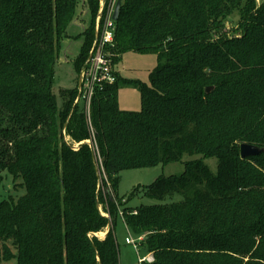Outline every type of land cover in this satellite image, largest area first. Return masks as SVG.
Here are the masks:
<instances>
[{
	"label": "trees",
	"instance_id": "trees-1",
	"mask_svg": "<svg viewBox=\"0 0 264 264\" xmlns=\"http://www.w3.org/2000/svg\"><path fill=\"white\" fill-rule=\"evenodd\" d=\"M86 2L76 73L96 39L100 0ZM78 3L0 0V171L23 190L0 202V264H120V212L153 264H264V153L239 154L242 143L264 148V0H121L113 66L127 51L159 63L148 84L131 83L139 112L119 109L116 73L93 95L89 120L76 87L52 91ZM236 16L241 35L229 38L224 24ZM197 155L181 175L142 187L157 204L124 208L139 188L116 199L121 171ZM109 221L104 238L91 235Z\"/></svg>",
	"mask_w": 264,
	"mask_h": 264
},
{
	"label": "rangeland",
	"instance_id": "rangeland-1",
	"mask_svg": "<svg viewBox=\"0 0 264 264\" xmlns=\"http://www.w3.org/2000/svg\"><path fill=\"white\" fill-rule=\"evenodd\" d=\"M114 0L113 3H115ZM263 0H255L257 6ZM86 0H79L75 20L79 27H87L89 25V16L87 14ZM110 10V6L108 7ZM107 9V10H108ZM98 14V13H97ZM237 14V13H235ZM234 14V15H235ZM97 16V15H96ZM96 20V17H95ZM94 20V24H95ZM238 19L232 17L227 19L224 24L223 32L229 37H236L241 35V29L237 26ZM77 25L71 24L67 30L68 38H65L61 42V54H60V63L55 68V73L53 77V93L57 96L59 95L60 90L73 89L76 86V71L73 66V58L77 53V47L79 46L80 39L74 40L73 38L78 35L79 27ZM75 42V52L71 54L70 46L73 47ZM75 54V55H74ZM159 61L156 54H139L132 51H127L121 55V57L116 61L114 65L115 72L117 71L121 81L118 83L117 91V101L118 107L122 111L126 112H139L141 110V96L134 86L131 85L133 82H140L148 84L150 73L157 67ZM60 103V100L58 101ZM84 105V102H79ZM87 113V120H89V108L85 110ZM92 129L90 132L92 134ZM66 140H70L69 137H66ZM90 144V140L88 141ZM75 146H79L78 143H74ZM201 159L200 156H183L179 161H171L166 164H158L153 167L143 168V169H128L123 170L118 175V187L116 199L123 198L128 199L129 194L135 189L139 188V194L130 199L125 205L124 208H127L128 211L136 210L137 207L143 205H152L157 204L155 200L148 199L142 195V187L148 186L155 181L158 177H168L171 175L179 176L184 172V163L190 160ZM203 162L208 166L212 173L217 171V162L215 159L207 158L203 159ZM100 165V163H99ZM23 193L22 188L20 187V181H13L12 177L8 175L5 171H0V202L8 199L14 198L17 199ZM178 197H174L171 200L166 202L178 201ZM124 202V200H123ZM100 209L103 211L104 204H100ZM132 208V209H130ZM130 209V210H129ZM115 230H116V240L120 247L121 253V263L122 264H137L138 257L146 255L144 248L139 247V251L136 252L132 246L125 244V238L130 237L134 239L139 245L142 243L138 241V237L130 232L124 225L123 219L121 216H118L115 221ZM106 228L99 232L96 235L99 239L103 238ZM9 264H15L14 261Z\"/></svg>",
	"mask_w": 264,
	"mask_h": 264
},
{
	"label": "built area",
	"instance_id": "built-area-1",
	"mask_svg": "<svg viewBox=\"0 0 264 264\" xmlns=\"http://www.w3.org/2000/svg\"><path fill=\"white\" fill-rule=\"evenodd\" d=\"M114 3L104 15V0L100 2V8L96 16L94 30L97 39L94 41L88 58L79 71L77 92L80 95L78 102H84L86 108L90 106L91 99L96 91L101 90L105 85H113L116 82V72L112 64L115 55L107 50L113 48V35L115 22L111 19ZM77 100V98H76ZM76 102V101H75ZM121 216L122 213L120 212ZM142 237H139L140 242ZM125 243L131 245L138 252L139 244L132 238H125ZM152 253L138 257L137 264H153Z\"/></svg>",
	"mask_w": 264,
	"mask_h": 264
},
{
	"label": "water",
	"instance_id": "water-1",
	"mask_svg": "<svg viewBox=\"0 0 264 264\" xmlns=\"http://www.w3.org/2000/svg\"><path fill=\"white\" fill-rule=\"evenodd\" d=\"M120 7H121V0H116L115 6H114V9H113V12H112V16H111V19L114 22H116L118 20ZM95 38L97 39V35H95ZM212 90H213V87H207L205 89V92H206V94H209ZM79 97H80V95L78 94L75 104L78 103ZM72 148L76 149L77 146H72ZM262 153H264V148L263 147H257L255 145H251V144H247V143H242L239 146V154H240L241 159H246V158H249V157L259 156ZM93 158H94V162H95V166H96V171H97V174L99 176V170H98L99 168H98V165L96 164L97 158H96L94 152H93ZM96 208L98 209V211L101 212L100 206H99V204L97 202H96ZM106 229H107V231H106L105 235L103 236V238L106 236L108 231L111 229V222L110 221L108 222V225H107ZM91 235L92 236H96L95 234H91Z\"/></svg>",
	"mask_w": 264,
	"mask_h": 264
},
{
	"label": "crops",
	"instance_id": "crops-1",
	"mask_svg": "<svg viewBox=\"0 0 264 264\" xmlns=\"http://www.w3.org/2000/svg\"><path fill=\"white\" fill-rule=\"evenodd\" d=\"M100 2H101V0H100ZM86 7H87V4H86ZM100 8V7H99ZM73 25H77L78 26V24H77V21L74 19V21H73V23H72ZM79 27V26H78ZM85 27H83V26H81V27H79V32L80 31H82L83 29H84ZM74 47H76L75 46V42H74V45H73V47H71L70 46V51H71V54H73V52H75V49H74ZM79 48H80V43H79V46L77 47V53H75L74 55V57H72L73 58V62H74V60H75V58L77 57V55H78V53H79ZM60 54H61V51H60ZM60 61V56H59V60H58V62H57V65L60 63L59 62ZM61 64V63H60ZM116 73H117V71H116ZM118 74V73H117ZM78 75H79V73H76V76H77V79L75 80L76 81V88H77V84H78ZM119 76V75H118ZM106 231H107V229H106ZM106 231L104 232V234H102L103 236L105 235V233H106ZM114 234H115V238H116V230H115V227H114ZM126 244V243H125ZM126 245H128V244H126ZM119 246V245H118ZM129 246H131V245H129ZM119 260H120V264H122L121 263V253H120V247H119Z\"/></svg>",
	"mask_w": 264,
	"mask_h": 264
}]
</instances>
